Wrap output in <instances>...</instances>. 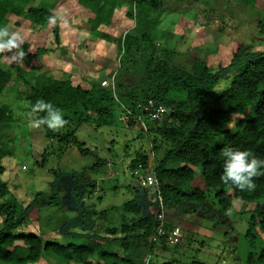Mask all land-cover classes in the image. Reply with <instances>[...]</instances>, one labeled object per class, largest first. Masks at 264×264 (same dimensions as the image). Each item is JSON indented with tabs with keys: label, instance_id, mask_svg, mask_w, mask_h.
<instances>
[{
	"label": "trees",
	"instance_id": "trees-1",
	"mask_svg": "<svg viewBox=\"0 0 264 264\" xmlns=\"http://www.w3.org/2000/svg\"><path fill=\"white\" fill-rule=\"evenodd\" d=\"M26 1L0 0V26L7 14L25 18L34 26H42L55 18L50 29L58 43L60 23L53 14L55 4L45 7L36 4L43 0H31L29 5ZM80 1L94 15L89 20L94 23L95 35L114 44L118 64L107 75L113 78V83L101 85L93 79L75 83L69 73L60 77L32 74L20 69L18 64L12 67L0 62V95L12 79H21L27 111L34 113L37 119L45 115L43 111H33L39 99L61 109L66 123L60 129L41 125L45 137L59 145L57 156L70 145H75L81 155L94 156V150L75 135V128L81 123L94 128L121 124L135 129V137L145 136L152 153L161 152L158 159H152L157 190L150 194V186L143 187L138 182L140 190H132L127 185L130 198L99 212L100 216L115 212L118 216L115 225H107L103 232H98L91 229L94 211H87L76 201L92 193L95 184L88 175L104 173L107 159L95 156L94 162L79 172L54 171L55 177L70 174L76 178L70 189L87 225L74 221V230H64L69 238L44 239L38 226L37 231H26L20 226L40 199L47 205L56 204L55 182L51 184L50 193L35 191L31 203L24 206L10 195L8 184L2 178L5 168L0 163V264H172L173 261H157L159 255L155 252L157 245H164L157 234L158 223L162 221L167 231L175 225L165 220L163 211L178 210L185 204L203 205L209 197L221 213L229 211L235 200L246 203L244 206L251 204L245 235L253 247L254 232L264 235V174L253 178L254 190L241 191L223 181L225 158L222 153L233 147L264 159V48L252 49L251 45L242 43L230 61L215 70L202 56H187L188 66L174 64L173 52L155 43L151 33L159 17V0H128L130 7L124 15L132 19L134 26L117 35L98 26L112 23L115 8L122 0L75 2L80 4ZM238 1L264 13V0ZM27 47L23 44L21 51L25 52ZM43 50L46 48L39 47L36 51ZM12 69L16 71L15 76ZM232 73V80L217 92L220 83ZM149 100L167 108L162 119L148 116L143 106ZM12 121V112L0 107V129ZM10 152L0 141V158ZM53 153L48 147L43 150L41 166ZM149 161L148 154L139 148L127 163L135 170L148 168ZM146 205H153L155 210ZM35 213L36 220L38 208ZM258 261H264V247L257 256L252 252L248 254L249 264Z\"/></svg>",
	"mask_w": 264,
	"mask_h": 264
},
{
	"label": "rangeland",
	"instance_id": "rangeland-1",
	"mask_svg": "<svg viewBox=\"0 0 264 264\" xmlns=\"http://www.w3.org/2000/svg\"><path fill=\"white\" fill-rule=\"evenodd\" d=\"M30 1H26L27 5ZM43 1L36 4L45 7L55 4L53 14L60 23L59 42L54 41L50 22L34 26L25 18L7 14L2 26L8 27L10 32L21 33L28 47L18 63L14 59L16 51L0 56L2 65L13 67L18 64L27 73L53 74L55 77L69 73L72 82L84 83V79H93L101 84L118 64L113 42L95 35V30H92L94 23L89 20L94 15L82 6V1L81 5L76 0ZM127 1L122 0L115 8L110 25H99L98 29L112 35L131 29L134 23L124 15L130 7ZM158 7L159 17L151 29L152 37L159 46L173 52L174 64L188 66L185 61L187 56H202L215 70L226 65L242 43L251 45L252 49L264 48V13H260L257 7L238 0H159ZM39 47L46 50L37 52ZM233 73L220 83L217 92L232 80ZM12 75H16L15 69H12ZM23 88L21 79H12L0 95V107L9 109L13 118L11 123L0 129V141L11 150L10 154L0 158L5 168L2 178L8 184L10 195L24 206L31 203L35 191L50 193L53 181L58 201L47 205L44 199H40L39 205L32 207L28 219L20 228L37 231L38 226L44 239L63 241L69 238L64 230L76 228L74 221L87 225V219L82 216L77 203L87 211H94L91 229L103 232L107 225H115L118 219L115 212L108 216H100L99 212L130 198L127 185L132 190H140L137 177L132 176L134 170L127 163L129 157L139 148L144 150L149 156V167L138 170L141 174H152V159H158L161 152L152 153L151 144L147 143L145 136L135 137V129L121 124L94 128L88 123H81L75 128V135L86 147L94 150V156L81 155L75 145L66 147L57 156L59 145L45 137L41 126H33L37 117L27 111ZM46 147L54 153L41 166V154ZM95 156L107 159L105 172L88 175L89 180H94V189L76 203L70 189L76 178L70 174L55 177L54 171L79 172L85 165L92 164ZM84 187L89 189L88 185ZM148 188L151 194L157 190V185ZM211 198L203 205L185 204L178 210L163 211L165 220L173 222V228L179 227V233L176 242H170V231L165 230L162 221L158 223L157 234L164 245L159 244L155 249L159 255L157 261H173L172 264H249V252L257 256L264 247V235L254 232L256 239L253 247H250L245 235L247 220L252 212L249 208L251 204L244 206L246 203L235 200L229 211L221 213ZM146 207L155 210L153 205ZM37 208L38 218L35 220ZM254 264H264V261Z\"/></svg>",
	"mask_w": 264,
	"mask_h": 264
},
{
	"label": "clouds",
	"instance_id": "clouds-1",
	"mask_svg": "<svg viewBox=\"0 0 264 264\" xmlns=\"http://www.w3.org/2000/svg\"><path fill=\"white\" fill-rule=\"evenodd\" d=\"M55 18L50 19L55 24ZM24 44V37L19 32H10L8 27L0 26V54L17 50L14 59L22 60L24 52L21 51ZM33 111H43L45 115L33 121L34 127L46 125L49 129L58 130L66 120L61 109L55 107L51 102L39 99ZM223 181L235 185L241 191L254 190L256 184L254 177L264 174V159L251 155L247 150L228 147L223 153Z\"/></svg>",
	"mask_w": 264,
	"mask_h": 264
},
{
	"label": "built area",
	"instance_id": "built-area-1",
	"mask_svg": "<svg viewBox=\"0 0 264 264\" xmlns=\"http://www.w3.org/2000/svg\"><path fill=\"white\" fill-rule=\"evenodd\" d=\"M112 81H113L112 77H106L101 81V84L102 85L112 84L113 83ZM143 107L151 119L160 120L164 116V113L167 111V108L164 105L162 104L157 105L151 100H149L146 104H144ZM133 174L135 175V177H137L140 185L143 187L157 185V180L153 174L150 173L141 174L138 169H135L133 171ZM178 233H179V227H174L173 229L170 230L169 233L170 242H176L175 240H177Z\"/></svg>",
	"mask_w": 264,
	"mask_h": 264
}]
</instances>
